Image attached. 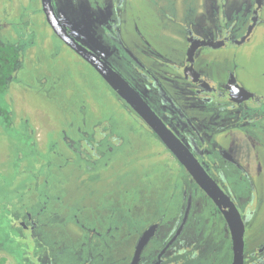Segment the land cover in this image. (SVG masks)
<instances>
[{
    "label": "rangeland",
    "instance_id": "obj_1",
    "mask_svg": "<svg viewBox=\"0 0 264 264\" xmlns=\"http://www.w3.org/2000/svg\"><path fill=\"white\" fill-rule=\"evenodd\" d=\"M118 1L52 4L65 31L107 62L101 25L114 19ZM124 1L141 26L150 19L153 45L157 39L158 44L171 42L170 27L175 24L178 30L185 19L193 28L198 21L212 29L213 37L215 28L227 21L236 23L251 7V0H143L157 23L164 25L163 32L151 14L145 15L140 1ZM38 10L39 0H0V41L19 52L16 70L0 92V256L6 258L4 264H128L137 238L150 221L162 216L152 207L167 206L172 212L181 186L190 179L130 107L60 42ZM262 12L264 18V2ZM262 23L240 46L205 49L203 53L214 59L197 66L214 81L232 71L234 79L255 95L253 104L264 100ZM128 26L124 32L130 41L138 40ZM170 69L175 76L180 73ZM157 76L189 114L199 113L203 119V109L196 111L193 101L182 97L169 79ZM260 113L249 134L227 129L213 135L236 158L247 160L243 165L257 188L249 207L256 219L244 234L246 250L264 241V113ZM86 144L95 147L91 151L96 157L89 156ZM236 189L246 190L240 185ZM198 208L202 211L205 204ZM205 218L193 219L198 235L187 247L192 250L188 256H175L173 264H229L221 228H208L215 218L203 223ZM189 231L194 236L187 223L185 235Z\"/></svg>",
    "mask_w": 264,
    "mask_h": 264
},
{
    "label": "flooded vegetation",
    "instance_id": "obj_2",
    "mask_svg": "<svg viewBox=\"0 0 264 264\" xmlns=\"http://www.w3.org/2000/svg\"><path fill=\"white\" fill-rule=\"evenodd\" d=\"M138 1L142 4L145 15L151 14V19H155L157 23L150 6L143 0ZM263 2L264 0H260V6L257 7V0H251V7L245 15L238 18L236 23L227 21L221 28H215L212 34L214 35L213 37L211 32H209L212 29L204 28L198 21L195 22V28H193L190 26L191 21L185 19L184 26L179 25L178 30L175 29L177 27L175 24L170 27L172 29L170 30L169 38L171 42L162 44L159 42L158 44L157 40L160 39H157L153 45L149 40V38H155L154 27L150 24V19L141 26L140 21H137L136 14L124 0H119L115 4L114 19L103 20L101 25L102 40L107 47V62L140 93L165 125L183 141L211 180L232 202L244 222L245 235L249 231V226L252 225L251 219H255L254 213L250 211L249 207L255 203L254 194H256L257 188L255 189L253 184L254 179L250 174V169L247 167V170L243 165L247 160L236 158L225 145L218 143L213 135L227 129L245 131L249 134L251 125L254 124L256 117L261 116L260 112L264 113V100L259 101L257 104L250 103V100H254L255 95L248 99H243L241 92L236 90L235 83L239 86L242 85L234 79L232 71L227 70L224 78L214 81L197 66L207 61L212 62L214 59L210 53L208 55L203 53L205 49L217 50L228 47V45L230 47L240 46L247 42L254 31V27L263 24ZM50 3L55 13L52 0H50ZM126 10L133 14H125ZM38 11L46 21L42 11L41 0H39ZM55 16L57 17L56 13ZM253 18L255 22H253ZM127 23H129L128 29H131L133 34L136 33L138 35V40L131 42L124 32ZM149 25H152L150 31ZM158 25L160 26V24ZM163 28L164 25L162 24L160 30L165 32ZM148 32L153 33V36L149 35ZM159 33L160 31L157 35ZM74 40L79 44L76 39ZM60 42L77 54L63 41L60 40ZM94 53L99 56L96 52ZM88 66L90 65L88 64ZM152 67L157 73H154ZM169 68L180 73H176L175 76L173 75L174 71H169ZM157 74H163L165 78L169 79L172 83L170 86L177 89L182 94V97L183 95L186 96L188 102L192 100V105L197 109L196 111L203 109V119L198 116L199 113H197L198 115L196 113L189 114L187 106L183 108L176 101V97L163 85ZM248 140L258 142L252 137H249ZM86 147L91 152L90 155H87L90 157L97 156L96 152L91 151L95 147L90 148L88 144H86ZM170 154L172 155L171 152ZM172 157L175 158L173 155ZM180 166L185 170L181 164ZM230 171L236 174L232 176ZM185 172L187 174L186 178L188 177L190 180L186 182V187L181 186L178 192L179 200L177 206L173 208L172 212L167 206H164L165 208L163 209L156 205L152 207L157 212H162V216H158L157 221L155 219L150 221L147 226L148 228L150 225L156 224L155 231L143 246L136 264H173L175 256L180 254L188 256L186 253H189L192 249L189 251L187 247L196 240L198 235L196 231L197 225H193L195 223L193 219L202 218L204 215L206 218L203 223L207 222L210 217L215 218V222L210 223L211 225L209 224L208 228L213 230L221 228L224 234L223 239L227 244V252L230 253L229 264H231L232 246L225 219L217 209L213 199L186 170ZM261 172L262 169H260ZM238 185L240 187L244 186L246 190L248 186V193L246 190L236 189ZM174 192L177 193V191ZM201 202L205 204V208L199 211L198 207ZM262 219L264 220V218ZM164 220L168 224L163 223ZM29 222L31 223V220ZM191 222L193 223L191 224ZM187 223L193 230L194 236L190 231L188 235H185L184 231ZM159 231L163 232V236ZM194 244L198 246V243ZM246 245L247 240L245 237L244 264H264V241L258 243L252 250H246ZM134 250L135 246L128 264L131 262ZM84 263L87 264L86 261Z\"/></svg>",
    "mask_w": 264,
    "mask_h": 264
},
{
    "label": "water",
    "instance_id": "obj_3",
    "mask_svg": "<svg viewBox=\"0 0 264 264\" xmlns=\"http://www.w3.org/2000/svg\"><path fill=\"white\" fill-rule=\"evenodd\" d=\"M260 0H257V7L260 6ZM42 11L46 22L53 33L63 41L67 46L74 50L83 60H85L103 79V81L122 99L130 109L149 127V129L158 137L161 143L176 158L196 183L206 191L213 199L217 209L223 215L228 227L232 246L231 264H244V222L237 209L226 195L211 180L203 169L202 165L187 149L183 141L165 125L153 109L147 104L140 93L118 73L112 65L97 56L91 50L78 44L62 27L55 16L50 0H41ZM253 22H255L253 18ZM235 83V82H234ZM237 91L241 92L243 99L253 97V93L247 91L242 86L235 83ZM156 224L150 225L142 232L138 238L134 255L130 264H136L139 260L140 252L148 239L153 235Z\"/></svg>",
    "mask_w": 264,
    "mask_h": 264
},
{
    "label": "trees",
    "instance_id": "obj_4",
    "mask_svg": "<svg viewBox=\"0 0 264 264\" xmlns=\"http://www.w3.org/2000/svg\"><path fill=\"white\" fill-rule=\"evenodd\" d=\"M18 59L19 52L17 47L10 43L7 44L0 41V92L7 87V82L9 81L10 76L16 70ZM111 91L118 97L112 89ZM4 262H6V258L0 256V264H4Z\"/></svg>",
    "mask_w": 264,
    "mask_h": 264
}]
</instances>
